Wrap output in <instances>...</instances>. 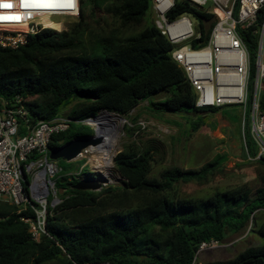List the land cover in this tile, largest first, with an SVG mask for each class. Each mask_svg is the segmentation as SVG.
I'll list each match as a JSON object with an SVG mask.
<instances>
[{"label": "trees", "instance_id": "1", "mask_svg": "<svg viewBox=\"0 0 264 264\" xmlns=\"http://www.w3.org/2000/svg\"><path fill=\"white\" fill-rule=\"evenodd\" d=\"M149 10L151 0H79V19L68 30L44 28L31 34L25 45L0 47V106L20 95L31 122L37 123L62 115L75 99L82 100V105L72 106L66 116L73 121L68 129L52 136L50 148L92 134L93 129L83 121L102 110L127 115L145 100L158 111L174 113H215L226 106H196L185 72L170 55L173 44L154 22L127 37L94 32L100 13L129 26L143 23ZM183 13L197 19L200 37L192 45H205L215 15L188 0H175L167 15L174 19ZM263 21L264 8L252 27L238 29L249 51L252 78L257 29ZM161 92L166 97L153 102L152 97ZM259 108L264 112V83ZM249 110L250 105L245 115V144L248 155L262 166L257 186L244 183L203 198L180 197L178 183L205 178L219 168V162L199 170L170 167L152 177L151 152L132 146L114 159L123 177L121 186L78 190L73 186L81 180L69 176V162L59 159L65 164L59 165L61 175L54 178L55 188L64 193L56 205L49 195L46 232L39 240L21 219L34 212H18L17 206L0 199V264H199L196 255L202 242H222L230 234L243 233L256 213L264 214V154L256 158ZM200 125L196 122L194 129ZM29 184L25 173L27 192ZM254 225L253 230L264 237V217ZM204 264H264V244L248 247L232 259Z\"/></svg>", "mask_w": 264, "mask_h": 264}, {"label": "built area", "instance_id": "2", "mask_svg": "<svg viewBox=\"0 0 264 264\" xmlns=\"http://www.w3.org/2000/svg\"><path fill=\"white\" fill-rule=\"evenodd\" d=\"M188 1L192 6L215 15L216 23L205 45H192L200 33L193 26L190 14L183 13L169 19L167 13L174 7L175 0H151V10L156 16L154 25L173 44L170 55L185 72L196 96V106L209 108L242 104L245 120L250 89L251 136L258 151L256 158H259L264 154V112L259 108L264 83V21L257 29L256 69L251 83L250 55L238 29L254 25L259 10L264 8V0ZM29 2L41 5V0ZM54 2H70L72 7H21V0H0V3L13 5L10 9L0 8V16L21 17L18 21L0 19V47L25 45L31 34L44 28L60 32L67 30L61 22L59 28H53L50 19L78 14L79 0H49V3ZM184 41H189V45L180 46ZM72 121L66 115H59L51 120L32 123L25 99L20 95L0 106V199L17 206L18 212H34V215H22L21 219L29 225L35 240L46 232L48 196L53 190V194L56 193L54 178L60 171L56 161L49 157L52 136L68 129ZM25 173L30 179L28 192L24 187ZM58 201L56 197L52 204ZM219 243L217 240L202 242L199 251L216 247Z\"/></svg>", "mask_w": 264, "mask_h": 264}, {"label": "rangeland", "instance_id": "3", "mask_svg": "<svg viewBox=\"0 0 264 264\" xmlns=\"http://www.w3.org/2000/svg\"><path fill=\"white\" fill-rule=\"evenodd\" d=\"M45 3H49V0H43L41 5ZM155 17V12L149 10L143 23L122 26L113 17L100 13V23L96 25L97 29H94V32L102 33L101 35L112 34L127 37L139 33L146 25L151 24ZM189 17L193 26L196 27L197 19L192 15ZM78 19L79 12L73 16H54L50 21L61 22L68 30ZM89 37V34L86 35V39ZM183 45H189V41L180 44V46ZM249 75L251 83V73ZM165 97L166 93L161 92L153 96L151 100L160 102ZM251 97L249 89L247 107L250 105ZM83 103L82 100L75 99L72 105L61 111V114L67 115L73 105L77 106ZM104 112L105 110H102L97 115H102ZM109 113L125 118L124 124L116 129L111 121H104L105 127L113 128L116 135L114 149L112 148L111 167L102 169L98 162L93 160L95 148H88L83 150L75 160H64L70 165L69 176L75 175L78 180H96L101 183L98 190L108 185L121 186L123 177L116 170L114 159L117 153L133 146L143 150L149 149L151 152L150 175L152 177H159L164 169L170 167L199 170L207 163L219 162V168L209 173L205 178L178 183L176 192L180 197L203 198L218 190H225L244 183L254 187L259 184L258 172L262 166L248 155L246 149L244 106L242 104L226 105L215 113H174L158 111L145 100L139 102L127 115ZM199 117L202 118L201 121H199ZM196 122H201V125L194 129ZM84 124L89 125L94 131L95 126L90 121L87 120ZM62 160L56 161L59 170L60 166L65 164ZM103 173L107 176L105 177ZM57 175H61L60 171ZM53 191L50 194L53 199L56 197L59 199L64 193V189H56L55 194ZM263 217L264 214L259 211L256 213L254 221L258 223ZM254 221L243 233L230 234L218 246L199 251L196 261L199 264L225 261L236 257L248 247L264 244V237L253 230L255 228ZM43 264L59 263L48 261Z\"/></svg>", "mask_w": 264, "mask_h": 264}, {"label": "water", "instance_id": "4", "mask_svg": "<svg viewBox=\"0 0 264 264\" xmlns=\"http://www.w3.org/2000/svg\"><path fill=\"white\" fill-rule=\"evenodd\" d=\"M106 112H109L105 110ZM100 115L87 119L91 121L92 119L98 118ZM103 133L114 132L113 128H103ZM103 142L102 134H99L97 129H94L92 134L78 136L75 139L68 141L60 146L50 148L49 157L53 161H58L59 159H64L66 161L75 160L83 150L88 148H99ZM101 183L96 180H81L73 187L78 190H98Z\"/></svg>", "mask_w": 264, "mask_h": 264}, {"label": "bare ground", "instance_id": "5", "mask_svg": "<svg viewBox=\"0 0 264 264\" xmlns=\"http://www.w3.org/2000/svg\"><path fill=\"white\" fill-rule=\"evenodd\" d=\"M43 0H41L42 2ZM47 4V3H45ZM51 26L53 28H59L61 26L60 22H51ZM118 115V114H117ZM111 121L112 124L114 125L113 127H115V129L117 127H121L124 122H125V118L123 117H118L115 116L109 112H104L102 115H100L98 118L96 119H92L90 121V123L92 125L95 126V128L97 129L99 134H102L103 136V142L101 144V146L99 148H95L94 152L95 154L93 155L94 159L98 162V164L100 165V167L103 169H108L109 167H111L112 165V148L115 144V131L114 132H110V133H103V128L105 127V122L104 121ZM114 149V148H113ZM103 171V170H102ZM104 176L106 177L107 175L105 173H103ZM108 174V173H107ZM110 174V173H109ZM103 176V175H102Z\"/></svg>", "mask_w": 264, "mask_h": 264}, {"label": "snow or ice", "instance_id": "6", "mask_svg": "<svg viewBox=\"0 0 264 264\" xmlns=\"http://www.w3.org/2000/svg\"><path fill=\"white\" fill-rule=\"evenodd\" d=\"M34 6H44V7H72V4L70 2L68 3H47V4H43V5H36L33 4L31 2H29V0H21V7H34ZM13 5L11 3H0V8L3 9H10L12 8ZM0 19L3 20H16L18 21L19 19H21L20 16H11V17H7V16H0Z\"/></svg>", "mask_w": 264, "mask_h": 264}]
</instances>
